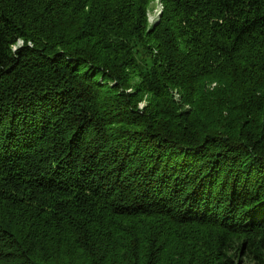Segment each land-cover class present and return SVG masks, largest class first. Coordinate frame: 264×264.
<instances>
[{"label": "trees", "instance_id": "trees-1", "mask_svg": "<svg viewBox=\"0 0 264 264\" xmlns=\"http://www.w3.org/2000/svg\"><path fill=\"white\" fill-rule=\"evenodd\" d=\"M0 0V264H264V0Z\"/></svg>", "mask_w": 264, "mask_h": 264}, {"label": "rangeland", "instance_id": "rangeland-1", "mask_svg": "<svg viewBox=\"0 0 264 264\" xmlns=\"http://www.w3.org/2000/svg\"><path fill=\"white\" fill-rule=\"evenodd\" d=\"M160 8H161V5L158 2V0H154L150 3L149 11H148L149 12L148 17H149L150 23L155 21L156 17L158 16Z\"/></svg>", "mask_w": 264, "mask_h": 264}]
</instances>
